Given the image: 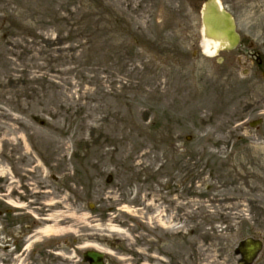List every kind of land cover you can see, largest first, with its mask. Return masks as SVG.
<instances>
[{"label": "rangeland", "instance_id": "1", "mask_svg": "<svg viewBox=\"0 0 264 264\" xmlns=\"http://www.w3.org/2000/svg\"><path fill=\"white\" fill-rule=\"evenodd\" d=\"M219 1L243 31L264 41V0ZM203 2L0 0V196L26 207L0 204L1 244L9 223L18 236L54 213L48 204L61 202L66 216L87 219L68 224L72 232L60 246L66 255L96 244L128 260L175 264L189 219L209 215L191 224L195 241L198 225L204 234L221 212L238 211L235 160L222 169L216 161L232 147L221 130L250 93L242 92L236 68L217 72L204 57L198 67L174 65V42L179 32L198 34ZM184 167L193 169V212H184L180 192L163 190ZM199 257L191 250L190 264ZM212 258L200 264H219Z\"/></svg>", "mask_w": 264, "mask_h": 264}, {"label": "flooded vegetation", "instance_id": "2", "mask_svg": "<svg viewBox=\"0 0 264 264\" xmlns=\"http://www.w3.org/2000/svg\"><path fill=\"white\" fill-rule=\"evenodd\" d=\"M235 21L240 36L239 45L232 51L218 53L215 57L217 60L215 59L212 64L217 72L223 74L230 70L234 72L237 69V77L239 78L237 81L245 85L242 92L247 91L250 93L248 97L240 99L242 103L236 106L235 111L233 109L234 113L237 114L233 118L234 123L230 125L226 122V127L221 130L222 134L229 138L226 146L232 143L235 178L241 184V188L245 193L241 192V188H239V196L237 193L236 199L240 205L238 211L232 212L231 216L227 215L226 212H221L215 221L208 223V226H210L209 232L201 234L203 233V226L197 224L198 229L201 230L196 233L197 240L195 241L191 238L193 235L192 229L196 224L194 226L191 224L201 222L205 218V214L194 216L198 218L196 220L189 219V227L184 230L190 232L189 239L185 240V249L179 253L175 264H182L183 262L190 264L191 250L197 256L201 255L199 263L194 262L193 264H200L201 261L205 262L203 259H208V257H213L210 261H217L219 264H245L248 260L250 261L249 264H264V80L262 78L264 72V42L261 36L255 34V31L242 32L238 27L240 22L237 18ZM180 34L174 42L176 55L185 56L188 51L200 54L205 44L200 33L195 37H192V33ZM178 46L184 54H178L176 50ZM207 49L209 50L210 47L207 46ZM195 59H197L196 56ZM178 64H180L179 61ZM181 65L193 67V56L190 60H184ZM255 92L260 95H254ZM173 186L176 187L174 180H170L166 186L167 191L172 190V194L180 192L179 203L186 205L185 208H187L184 212H192L191 199L193 194L191 183L184 187L178 186V189ZM182 197L185 199L184 202H182ZM242 205L244 206L242 207ZM171 206L173 205L170 203L166 204L167 209L172 208ZM173 208L174 212H183L180 206L178 208L174 206ZM4 213L6 215L13 214L12 212ZM0 214L2 215L1 212ZM204 222L206 221L204 220L202 223ZM11 227L10 223L5 226L7 236H4L3 244L0 243V257L3 258L0 260V264H32L33 258L34 260L38 259L39 264H86L82 259V254L77 253L74 249H71L72 255H66L62 247L60 248V246H63L62 244H56V247L50 248L49 246L54 244L41 243V238H32L38 231L36 229L39 227L38 223L29 225L25 231L19 232L18 236H12L7 231ZM13 240L14 243L12 244ZM164 240H167V236ZM200 245L205 247L206 252L198 251L197 247ZM186 252L189 254H186ZM113 255L116 259H121L116 253H113ZM161 255L165 257L164 254ZM159 256L156 254V257L159 258ZM179 259L183 260L180 261ZM109 262L111 264H122L118 261H109L106 257L105 264H109ZM131 264L144 263L137 258V261Z\"/></svg>", "mask_w": 264, "mask_h": 264}, {"label": "water", "instance_id": "3", "mask_svg": "<svg viewBox=\"0 0 264 264\" xmlns=\"http://www.w3.org/2000/svg\"><path fill=\"white\" fill-rule=\"evenodd\" d=\"M204 33L206 37L220 44L234 41L233 22L227 13L220 9L215 0H208L201 11ZM85 258L90 264H102V258L95 253H88Z\"/></svg>", "mask_w": 264, "mask_h": 264}, {"label": "bare ground", "instance_id": "4", "mask_svg": "<svg viewBox=\"0 0 264 264\" xmlns=\"http://www.w3.org/2000/svg\"><path fill=\"white\" fill-rule=\"evenodd\" d=\"M0 173L4 174L3 170H1ZM13 196H17V194L14 193ZM6 204L14 208L26 210L25 205L23 204L18 205L16 202L10 199H7ZM47 206L49 207V210H52V212L54 213H52L51 215H48L47 218L43 220L39 218L38 224L40 225V228L35 233L38 235L36 239L43 238V237L44 238L55 237V240L59 241L66 234V232L68 233L72 232L71 230L72 227L68 225L69 223L83 224L87 220L86 218H84V216L76 217L73 214L66 216L64 212H68L67 209L64 208L66 211L58 210L59 208L63 207V203L61 202L50 203ZM87 247L96 249V246L87 245ZM97 250H101V249H97ZM16 264H19V263H16Z\"/></svg>", "mask_w": 264, "mask_h": 264}]
</instances>
